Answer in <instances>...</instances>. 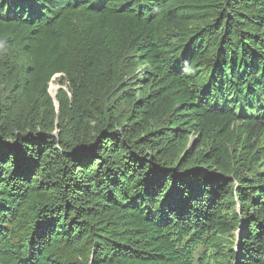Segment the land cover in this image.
I'll return each mask as SVG.
<instances>
[{
    "label": "trees",
    "instance_id": "1",
    "mask_svg": "<svg viewBox=\"0 0 264 264\" xmlns=\"http://www.w3.org/2000/svg\"><path fill=\"white\" fill-rule=\"evenodd\" d=\"M0 264H264V0H0Z\"/></svg>",
    "mask_w": 264,
    "mask_h": 264
},
{
    "label": "rangeland",
    "instance_id": "2",
    "mask_svg": "<svg viewBox=\"0 0 264 264\" xmlns=\"http://www.w3.org/2000/svg\"><path fill=\"white\" fill-rule=\"evenodd\" d=\"M58 80H59V76H56L51 80L49 87H48V92L50 93V95L54 93H58L60 89H65L64 86H61L58 84ZM51 85L56 87V91L54 93L52 92ZM198 257H199V253L195 255V258H198Z\"/></svg>",
    "mask_w": 264,
    "mask_h": 264
},
{
    "label": "water",
    "instance_id": "3",
    "mask_svg": "<svg viewBox=\"0 0 264 264\" xmlns=\"http://www.w3.org/2000/svg\"><path fill=\"white\" fill-rule=\"evenodd\" d=\"M56 76H59V75H56ZM55 76V77H56ZM50 94V93H49ZM56 95H57V93H54V94H51L50 96L52 97V99L54 100V105H55V107H56V109H57V111H58V103H57V101H56Z\"/></svg>",
    "mask_w": 264,
    "mask_h": 264
}]
</instances>
